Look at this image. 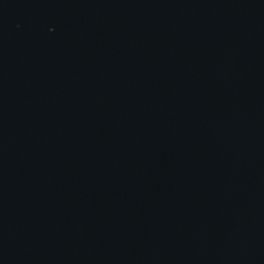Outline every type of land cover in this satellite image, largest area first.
<instances>
[{
  "label": "water",
  "instance_id": "obj_1",
  "mask_svg": "<svg viewBox=\"0 0 264 264\" xmlns=\"http://www.w3.org/2000/svg\"><path fill=\"white\" fill-rule=\"evenodd\" d=\"M0 264H264V0H0Z\"/></svg>",
  "mask_w": 264,
  "mask_h": 264
}]
</instances>
